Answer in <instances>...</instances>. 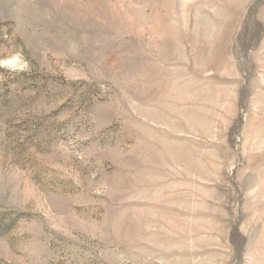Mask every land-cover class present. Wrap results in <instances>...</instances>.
<instances>
[{"label":"rangeland","instance_id":"rangeland-1","mask_svg":"<svg viewBox=\"0 0 264 264\" xmlns=\"http://www.w3.org/2000/svg\"><path fill=\"white\" fill-rule=\"evenodd\" d=\"M0 264H264V0H0Z\"/></svg>","mask_w":264,"mask_h":264}]
</instances>
